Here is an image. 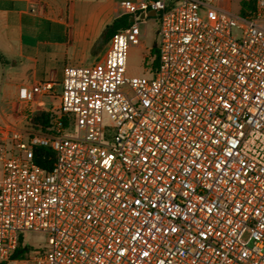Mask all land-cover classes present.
Masks as SVG:
<instances>
[{
  "label": "built area",
  "instance_id": "obj_1",
  "mask_svg": "<svg viewBox=\"0 0 264 264\" xmlns=\"http://www.w3.org/2000/svg\"><path fill=\"white\" fill-rule=\"evenodd\" d=\"M121 6L98 61L20 92L58 98L52 132L0 122V264H264V0ZM150 11L157 68L128 78ZM24 232L46 248L12 260Z\"/></svg>",
  "mask_w": 264,
  "mask_h": 264
},
{
  "label": "crops",
  "instance_id": "obj_2",
  "mask_svg": "<svg viewBox=\"0 0 264 264\" xmlns=\"http://www.w3.org/2000/svg\"><path fill=\"white\" fill-rule=\"evenodd\" d=\"M123 1L139 0H0V101L13 114L2 112L0 121H17L21 91L32 97L31 85L62 80L65 66L98 61L105 50L100 35L122 16ZM150 13L147 19L155 17ZM53 98L34 99L31 111L58 109L59 100L54 106ZM44 103L48 107L40 106Z\"/></svg>",
  "mask_w": 264,
  "mask_h": 264
},
{
  "label": "rangeland",
  "instance_id": "obj_3",
  "mask_svg": "<svg viewBox=\"0 0 264 264\" xmlns=\"http://www.w3.org/2000/svg\"><path fill=\"white\" fill-rule=\"evenodd\" d=\"M255 0H216V5L223 11L229 12L234 15H242L241 13L252 7V4ZM246 3V7L242 3ZM157 29L158 24L156 23V18L147 19L145 24L140 25L141 38L138 44H129L126 50V77H150L154 56L151 54V49L157 44ZM97 46L98 54H102V48ZM89 64V63H87ZM56 93L59 94L61 83V78L58 77ZM57 98H53L50 102L56 106L58 104ZM45 102H47L45 100ZM23 103L20 102L18 110L16 111L17 121L12 124L20 127L29 129L32 125L29 123V118L31 113L38 111H31L32 107L29 110L23 107ZM43 107H48L46 103L40 105ZM47 111H50L55 115L57 108H50ZM5 112L7 114L11 113V107L5 101H0V114ZM13 115V114H12ZM1 122V121H0ZM21 243L23 246L32 249H42L46 248V235L43 233H33V232H24L21 234ZM13 264V263H10Z\"/></svg>",
  "mask_w": 264,
  "mask_h": 264
},
{
  "label": "trees",
  "instance_id": "obj_4",
  "mask_svg": "<svg viewBox=\"0 0 264 264\" xmlns=\"http://www.w3.org/2000/svg\"><path fill=\"white\" fill-rule=\"evenodd\" d=\"M256 0L252 4V7L243 11L241 14H249L254 8H255ZM243 6L246 7V3H242ZM130 16L122 15L119 18H116L113 20L109 25H107L104 30L102 31L100 35V41L102 48H105L108 44L109 40L113 36L115 32H117L119 29H123L129 26L130 24ZM151 54L154 56L153 60V68L152 71H155L157 68V46H153L151 49ZM53 113L50 111H43L38 110L33 113H31L29 118V123L32 125L29 129H32L34 131L44 132V133H50L51 131V125L50 121L53 117ZM54 154L49 148L45 147H37L34 150V157L33 160L36 165H38L40 168H42L45 171H49L51 168V165L53 163ZM28 249L22 245L21 240L19 241L18 247L15 249V251L11 255V259L16 258H22L26 253Z\"/></svg>",
  "mask_w": 264,
  "mask_h": 264
},
{
  "label": "water",
  "instance_id": "obj_5",
  "mask_svg": "<svg viewBox=\"0 0 264 264\" xmlns=\"http://www.w3.org/2000/svg\"><path fill=\"white\" fill-rule=\"evenodd\" d=\"M151 15H154L155 14V12L154 11H151V13H150Z\"/></svg>",
  "mask_w": 264,
  "mask_h": 264
}]
</instances>
